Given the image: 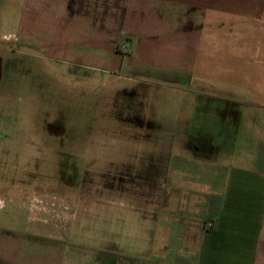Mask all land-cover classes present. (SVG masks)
<instances>
[{
  "label": "crops",
  "instance_id": "0c3cea01",
  "mask_svg": "<svg viewBox=\"0 0 264 264\" xmlns=\"http://www.w3.org/2000/svg\"><path fill=\"white\" fill-rule=\"evenodd\" d=\"M3 44L165 82L256 133L230 160L220 141L165 154L153 204L91 211L89 242L0 227V264H264V0H0Z\"/></svg>",
  "mask_w": 264,
  "mask_h": 264
},
{
  "label": "rangeland",
  "instance_id": "374dc122",
  "mask_svg": "<svg viewBox=\"0 0 264 264\" xmlns=\"http://www.w3.org/2000/svg\"><path fill=\"white\" fill-rule=\"evenodd\" d=\"M30 53L0 46V227L21 228L26 215L35 231L89 242L101 218L91 211L153 204L146 180L165 154L220 141L214 157L230 160L256 133L254 122L213 117V106L201 114L202 99L165 82Z\"/></svg>",
  "mask_w": 264,
  "mask_h": 264
}]
</instances>
